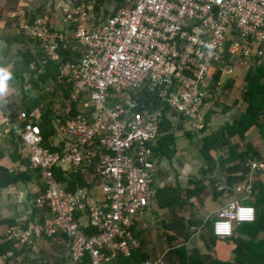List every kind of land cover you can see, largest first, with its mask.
Returning <instances> with one entry per match:
<instances>
[{"label": "built area", "instance_id": "2783aa9c", "mask_svg": "<svg viewBox=\"0 0 264 264\" xmlns=\"http://www.w3.org/2000/svg\"><path fill=\"white\" fill-rule=\"evenodd\" d=\"M8 11L21 32L37 41L47 59L58 66L57 83L69 89L71 102L82 114L67 118L64 142L57 151L43 145L38 125L22 112V126L0 127V140L12 128L27 148L30 168L43 190L35 200L52 215L48 222L7 235L21 243L32 235H65L73 262L107 264V256L128 257L137 249L135 218L156 199L153 187L159 163L153 150L165 112L203 132L214 72L232 76L252 57L264 59V0H123L124 4L96 27H86V13L76 6L68 14L74 37L83 48L77 60L60 55V35L47 15L31 17L25 0ZM144 87L156 91L162 107L134 111L119 99ZM67 165L93 170L99 179L104 207L92 206L83 227L76 211L79 201L57 181L54 170ZM231 191L240 195L223 206L213 225L217 238L231 237L235 226L251 223L255 210L246 204L254 194L256 176L264 173V157L248 159ZM220 187L218 190H221ZM144 264H163L160 258Z\"/></svg>", "mask_w": 264, "mask_h": 264}, {"label": "crops", "instance_id": "0c3cea01", "mask_svg": "<svg viewBox=\"0 0 264 264\" xmlns=\"http://www.w3.org/2000/svg\"><path fill=\"white\" fill-rule=\"evenodd\" d=\"M15 1L0 2V64L7 65L13 72L8 95L0 99V127L5 129L9 126L6 118L14 127H21L23 122L18 118L26 112L40 128L44 145L51 151H57L65 141L61 133L64 121L82 114L83 109L80 104L70 101L66 86H60L52 78L53 75L47 74L41 46L37 41L28 39L20 31L15 18L8 13L14 8ZM123 4V0H26V9L31 17L47 15L60 35L63 51L60 56L66 57V60H77L83 54V48L74 37L75 22L68 18V14L80 6L86 13V27L92 28L104 22ZM263 63L264 59L252 57L249 67L237 65L232 76L213 73L207 98V126L203 132L193 131L186 121L165 112L166 120L161 123L160 137L153 150L154 159L159 163L153 187L156 192L171 187L185 204L161 208L156 195L150 206L135 218L134 231L139 247L132 251L131 260L108 255L107 264H144L157 258L163 264H177L182 260L193 264H211L212 260L235 263L234 239H248L249 236L237 231L236 226L230 238H217L213 234V221L220 209L228 202L241 198L231 191L232 185L239 179L236 176L239 171L228 172L238 161L224 163V160L228 158L232 144L236 145L238 152H243L246 144H250L257 150L259 158L262 157L264 151L258 146L264 137L256 126L249 128L242 138L238 135L227 137L226 142L209 151L213 166L206 159L203 144L204 139L220 132L221 128L238 120L246 111V77ZM225 76L228 78L223 82ZM120 98L122 103H134V111L147 113L162 107L156 91L144 87L126 92ZM224 100L227 106L221 109ZM260 120L264 122V110ZM28 156L27 148L12 128L0 140V168L18 177L17 181L7 183L9 178L0 175V245L5 242L12 245L5 254H0V264H88L87 261L75 263L71 260L68 240L64 235L53 238L32 235L23 243L8 237L10 228L26 231L30 225L43 224L52 219L46 208H38L35 204L42 182L37 171L30 168ZM59 170L64 177L78 175L72 193L79 201L77 217L85 227L89 209L92 206L104 207L99 179L94 176L93 170L86 167L72 172L64 164ZM230 178L236 179L229 183ZM256 183L264 184V173L256 176L254 185ZM220 187L222 189L218 190ZM253 190L255 194L254 187ZM254 194L250 201L254 200ZM196 205H200L199 211L190 213ZM181 211L184 212L181 214ZM165 212H169L167 216ZM258 240H264L263 231L253 239Z\"/></svg>", "mask_w": 264, "mask_h": 264}, {"label": "trees", "instance_id": "16d2710c", "mask_svg": "<svg viewBox=\"0 0 264 264\" xmlns=\"http://www.w3.org/2000/svg\"><path fill=\"white\" fill-rule=\"evenodd\" d=\"M60 54H63L62 49H59ZM46 59L45 67L47 74L53 75V79L56 81L58 76V66L55 62ZM66 60V57H63ZM247 88L244 95V101L247 104L246 111L241 115L238 120L233 121L226 127L221 128L220 132L214 133L213 136L204 139L203 149L205 151V156L208 162L212 163L213 159L209 156V151L211 149L217 148L226 142L227 137H232L238 135L240 138L243 137L245 132L252 126H256L259 129L261 136L264 137V122L260 120L261 112L264 110V63L257 66L253 71H250L246 77ZM62 86V85H60ZM64 86V85H63ZM67 88V87H65ZM165 116H163L162 122H165ZM161 122V123H162ZM227 135V136H226ZM226 137V138H225ZM259 158L257 150L253 148L252 145L246 144L245 150L243 152H238L236 145L232 144L229 146V156L224 163L238 161L235 165L229 168L230 172H246L245 163L248 159ZM37 173V172H36ZM38 174V173H37ZM55 177L57 181L63 186L67 192H73L75 190V181L77 179V174L70 175L69 177H64L63 173L57 168L54 170ZM0 175L5 178H9L7 183H12L18 180L17 176L8 174V172L0 168ZM236 178L229 179V183L235 181ZM256 193L254 194V200H247L246 204L250 203L255 209V218L252 223L239 224L235 228L242 234L248 235V239H234L236 247L234 249L235 253V263H224L220 261H211V264H264V240L253 241L257 233L260 231L264 232V184L256 183L254 185ZM43 190V186H42ZM176 190L170 188L159 189L156 193L158 195V202L161 208H171L175 205L183 206L185 201L177 196ZM88 233L89 230H86ZM65 236V235H64ZM12 245L8 243H3L0 245V254H5L6 251L11 248ZM121 257L122 255H117ZM133 253L128 256H122L131 260ZM118 260V259H117ZM121 260V258H120ZM192 260V259H191ZM83 261L88 262L87 256ZM82 261V262H83ZM124 262V260H123ZM77 263V262H76ZM132 264V263H130ZM177 264H193L187 263L184 260L178 262Z\"/></svg>", "mask_w": 264, "mask_h": 264}, {"label": "clouds", "instance_id": "9594fccd", "mask_svg": "<svg viewBox=\"0 0 264 264\" xmlns=\"http://www.w3.org/2000/svg\"><path fill=\"white\" fill-rule=\"evenodd\" d=\"M12 79H13V72H12V70L7 65L0 64V99H3L5 96L8 95V92H9V81H11ZM43 145H44V143H43ZM241 224H244V223H241ZM247 224H249V223H247Z\"/></svg>", "mask_w": 264, "mask_h": 264}, {"label": "rangeland", "instance_id": "374dc122", "mask_svg": "<svg viewBox=\"0 0 264 264\" xmlns=\"http://www.w3.org/2000/svg\"><path fill=\"white\" fill-rule=\"evenodd\" d=\"M0 2H1V0H0ZM25 2H26V0H25ZM15 3H17V1H15ZM248 67H249V66H248ZM245 68H246V67H245ZM227 78H228V77L225 76L224 79H223V82L226 81ZM58 91H61V90L58 89ZM223 96H224V95H223ZM221 104H222V105H221V109H222L224 106H227V102H226L225 100H224L223 103L221 102ZM219 108H220V107H219ZM234 111H235V110H234ZM237 112L239 113V109L237 110ZM237 112H235L234 114H236ZM260 145H261V146H260ZM258 147H259L261 150L264 151V141H263V140H262V143L259 144ZM262 156L264 157V154H263ZM248 205H251V204L248 203ZM199 206H200V205H196L195 210L193 209L194 211L192 210V211H190V213H194V214L197 213V212L199 211V208H200ZM198 207H199V208H198ZM188 209H189V208H188ZM197 210H198V211H197ZM183 212H184V211H183ZM183 212L181 211V214H182ZM186 212H188V210H187ZM186 212H185V213H186ZM168 213H169V212H165V215L167 216ZM155 220H156V218H155ZM215 221H216V218L214 219L213 224H214Z\"/></svg>", "mask_w": 264, "mask_h": 264}]
</instances>
